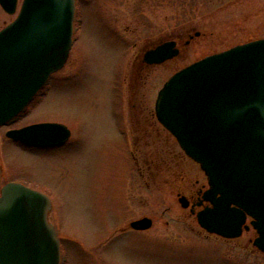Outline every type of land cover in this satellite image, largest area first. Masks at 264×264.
Here are the masks:
<instances>
[{
	"label": "rangeland",
	"instance_id": "374dc122",
	"mask_svg": "<svg viewBox=\"0 0 264 264\" xmlns=\"http://www.w3.org/2000/svg\"><path fill=\"white\" fill-rule=\"evenodd\" d=\"M114 1L103 0L106 9L101 11L118 26L136 28V49L144 38L180 32L181 24L195 25L201 36L188 39L179 58L145 72L131 96L136 49L80 32L82 23L87 27L98 20L101 1L91 0L88 8L79 0L80 28L68 60L8 127L54 122L65 125L71 138L61 146L27 149L5 137L8 128H0V187L16 180L48 196V218L61 241L62 264H264V255L254 253L247 242L250 233L223 240L199 233L194 219L185 220L177 191L191 185L194 174L197 183L192 185L204 181L173 140L167 142L157 132L137 135L132 159L124 134L125 126L133 133L132 112H153L158 90L178 69L264 38V0H170L167 9L143 0L137 10L133 5L138 1ZM16 14L0 8V29ZM130 101L139 108H130ZM169 153L182 159L186 175L181 183L163 169ZM144 216L152 219L149 229L140 234L119 231L126 221Z\"/></svg>",
	"mask_w": 264,
	"mask_h": 264
},
{
	"label": "water",
	"instance_id": "95a60500",
	"mask_svg": "<svg viewBox=\"0 0 264 264\" xmlns=\"http://www.w3.org/2000/svg\"><path fill=\"white\" fill-rule=\"evenodd\" d=\"M18 0H0L12 15ZM74 0H23L16 18L0 30V127L13 122L51 74L65 64L72 45ZM177 55L172 44L145 61L160 64ZM158 122L204 172L211 207L198 225L226 239L241 235L246 218L264 252V38L206 56L174 73L158 91ZM29 146H51L68 128L44 122L6 132ZM184 206L183 198L178 199ZM47 195L24 184L0 189V264H60V242L48 215ZM151 219L130 223L147 230Z\"/></svg>",
	"mask_w": 264,
	"mask_h": 264
},
{
	"label": "flooded vegetation",
	"instance_id": "af4514ba",
	"mask_svg": "<svg viewBox=\"0 0 264 264\" xmlns=\"http://www.w3.org/2000/svg\"><path fill=\"white\" fill-rule=\"evenodd\" d=\"M100 1H101V5H102L103 0H100ZM112 1L115 2L114 0H112ZM142 1L143 0H140V1L139 0H133V3L137 2V4L133 5L135 10H137L138 7L141 6V4L139 2H142ZM84 2H86V7H88V8L92 7L90 4L91 0H84ZM148 2H149V5L152 6L153 8L155 6H156V8L159 7L160 4H163L161 6L164 9L165 8L167 9V7L169 8V6H170V0H148ZM182 2H185V1H182ZM101 5L99 7L100 10L98 9L99 10V13H98L99 16H97L98 20H95L93 22L90 21V23L87 27H85V25H83V23H82V26L80 28L78 26L80 20L77 17L78 9H79V0H74L75 13H74L73 26H72V45H71V48L74 44L75 35H76L78 29L80 28L81 29L80 32L83 31L84 33L89 35L90 38H93V39L99 38V39H101V42L102 41L103 42L108 41V42H111L113 44H120V45H125V46L127 45V47H128V45H130V46H132V49H134V48L136 49L138 44H139V38L136 37V30H134L136 28H133L134 26L121 27V26L116 25V23L113 20H109L112 18L111 15L101 11V7H102V9L103 8L106 9V5H104V4L102 6ZM17 6H18V2H17ZM17 6H16V10H17ZM0 8L2 9L1 6H0ZM131 25H133V22ZM4 27H2L1 29H3ZM178 28H180V30H181L180 32H174L172 34H171V32L170 33L165 32L166 34L161 35V36L152 37V38L147 37V38L142 39V42H141L142 46L139 47V49H136L135 56L133 57V60H132L133 62L131 64V68H130L131 69L130 70L131 77L129 80V88L130 89L132 88V90L130 92L131 96L132 95L134 96L136 94V86H139V84H140L139 80L144 77L145 72H147L148 70H150L151 68H153L156 65L165 64L171 60L179 58L181 55V52H182V49H181L182 46H185L189 43L188 39L192 40L193 38H199L201 36V32L196 31L197 27L195 25L183 26L181 24ZM185 28H187V29H185ZM185 30H187V31H185ZM259 39H262V38H259ZM244 43H246V42H243L240 44H244ZM165 44H172L173 49L177 51V55L174 56L172 59L166 60L160 64H150V63L145 61V56L147 53L154 51L157 47L163 46ZM236 45H238V44H236ZM233 46H235V45H233ZM233 46H231V47H233ZM231 47H229V48H231ZM71 48L69 50L68 57H69V54L71 52ZM229 48H226L224 50H227ZM224 50H221V51H218L215 53H219V52H222ZM215 53H212V54H215ZM209 55H211V54H209ZM68 57H67V60H68ZM64 65H63V67H64ZM61 69H59L58 71H56L50 75V77L48 78L45 85L37 92V94L35 95L33 100L43 94L44 89L49 87L48 82L50 81V78L54 74L59 72ZM133 88H134V90H133ZM130 103H131V101H130ZM132 107L139 108L136 105H132V103H131L130 108H132ZM131 117H132V120L130 121V124L132 125L133 133L129 132L125 126L124 127V134H125V141H126L127 146H129V147L132 146V149H129L132 159H134L133 151H132L133 146H135V147L138 146V136L140 134L148 136V135H151V134L157 132L156 135H163V137L165 138V140L167 142H170L171 140H173L176 143V140L172 136V134L167 129L162 127L161 124L157 121L155 114H154V110H153V112H151L150 115L149 114H143L142 110L140 112L137 111L136 113L134 111V114L132 112ZM10 124H6L5 126H1L0 128H8V127H10ZM8 129H18V128H8ZM131 135H132V137H131ZM70 138H71V132L69 130V137L63 143L57 144V145H51V146H29L27 144L16 142V141H13V140L8 139V138L7 139L15 142L16 144H18L24 148H27V149L35 148V149H37V148H49V147L53 148V147L61 146V145L65 144ZM167 158H168L167 160L169 163H165V165L162 164L163 169H165V171H167L168 174L171 175V177L173 176L174 178H177V180L179 179V181H180L186 175L185 171L181 167L182 159L179 158V156L176 157L174 154H171V153L168 154ZM189 161H191V163H193L195 166H197L196 167L197 171L195 173L197 174V177H198V175H201L204 182L201 183L200 185H197V186L192 185L194 182L197 183V179H194V176H195V174H194V176L192 177L193 180L191 179L193 181V183L191 185H190L191 182L189 183V185L187 184L188 186H190V188H188V186L185 185V187H184L185 189H182L181 191H179L180 188L178 189V191H177L178 198L177 199L183 198V200H184L185 205L181 206V204H180V207L182 209L183 217H185V220L188 218L193 223L192 219H194V223H197L196 217H197L198 212L204 210L205 208L211 207V204L203 199V194L206 191V189L208 188L207 180H206V177H205L203 171L200 169L198 164H196L195 162H193L190 159H189ZM187 179H189V178H187ZM184 180H185V178H184ZM8 182H19V181L13 180V181H8ZM8 182H5L4 184H6ZM180 183H181V181H180ZM144 217H147V216H144ZM136 220H138V219L132 220L128 223L126 221L119 228V231L126 232V231L130 230V231H133L137 234H140V232L145 231V230H143V231L135 230V229H132L130 227V223H132L133 221H136ZM251 220L252 219L250 217L246 218V222L244 225L248 226V229L243 228L242 233L239 237H237L235 239H224V238H221L219 236H217V237H219L223 240H237L244 233H250L251 236H249L247 238V242L251 245L252 251L256 254H259V256L264 255V252L260 251L258 248H256L253 245V242H254L255 238L257 237V234H256L255 229L250 224ZM151 222H152V219H151ZM199 233H201L203 235L205 234V235L211 236V237L216 236L213 234H208L207 232H205L201 228L199 229ZM60 247H62L61 241H60ZM60 253H61L60 264H62L63 263L62 250H60Z\"/></svg>",
	"mask_w": 264,
	"mask_h": 264
}]
</instances>
